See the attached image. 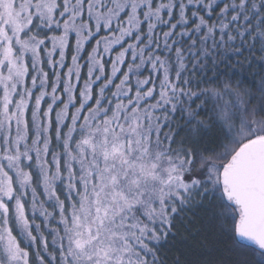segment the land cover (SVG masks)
Listing matches in <instances>:
<instances>
[{"label": "snow or ice", "instance_id": "1", "mask_svg": "<svg viewBox=\"0 0 264 264\" xmlns=\"http://www.w3.org/2000/svg\"><path fill=\"white\" fill-rule=\"evenodd\" d=\"M189 212L264 264V0H0V264H165Z\"/></svg>", "mask_w": 264, "mask_h": 264}, {"label": "trees", "instance_id": "2", "mask_svg": "<svg viewBox=\"0 0 264 264\" xmlns=\"http://www.w3.org/2000/svg\"><path fill=\"white\" fill-rule=\"evenodd\" d=\"M186 133H181V137ZM174 237L162 243L161 258L165 264H229V257L223 244L218 243V233L213 223L203 213H186L175 222ZM236 259V257H233Z\"/></svg>", "mask_w": 264, "mask_h": 264}]
</instances>
